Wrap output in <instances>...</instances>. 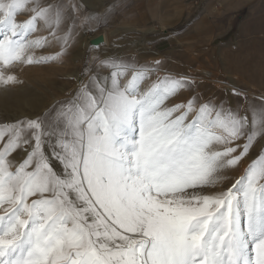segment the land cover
I'll return each instance as SVG.
<instances>
[{"label": "snow or ice", "instance_id": "1", "mask_svg": "<svg viewBox=\"0 0 264 264\" xmlns=\"http://www.w3.org/2000/svg\"><path fill=\"white\" fill-rule=\"evenodd\" d=\"M97 18L83 0H0V89ZM93 47L64 99L0 124V264H264V148L225 184L264 139V94Z\"/></svg>", "mask_w": 264, "mask_h": 264}, {"label": "rangeland", "instance_id": "2", "mask_svg": "<svg viewBox=\"0 0 264 264\" xmlns=\"http://www.w3.org/2000/svg\"><path fill=\"white\" fill-rule=\"evenodd\" d=\"M165 1L172 5L156 6ZM226 1L215 0L211 6H202L201 3L191 6L194 0H83L87 10L98 14V18L90 19L78 29L70 54L61 62L18 65L13 70L23 84L0 89V100H4L0 104V124L39 114L55 101L64 99L74 88V75L84 61L97 54V47L88 43L100 33L104 38L98 48L103 54L135 57L140 62L167 57L170 61L168 66L177 71L191 69L197 74L207 71L208 74L199 78L208 93L216 92L224 86L221 82H227L245 89L250 96L264 94V56L256 55H264V45L259 46L261 51L246 55V47L241 42L244 37L250 40L264 37V34L240 36V25L249 6H241L245 0L240 3L238 0ZM113 4L119 6L109 12V6ZM25 18V15L18 17L20 20ZM202 21L198 24L202 26L201 35L196 36L192 31L184 33ZM208 27L213 31H207L205 35L203 30ZM39 34L47 33L42 31ZM56 50L58 46L53 45L37 50V54H49ZM22 95L36 98V107H24L22 115L11 117L8 113L15 111L14 100ZM262 148L264 139H258L250 155L237 168L225 173L229 177L225 184L230 185ZM13 156L19 160L23 158V153L17 152Z\"/></svg>", "mask_w": 264, "mask_h": 264}, {"label": "crops", "instance_id": "3", "mask_svg": "<svg viewBox=\"0 0 264 264\" xmlns=\"http://www.w3.org/2000/svg\"><path fill=\"white\" fill-rule=\"evenodd\" d=\"M229 1V0H228ZM226 1V2H228ZM239 3L241 0H238ZM246 2L244 4H242L241 6H249V9L248 11L246 12L242 22H241V25H240V31H239V35L242 36V35H248V34H257V35H261L263 36L264 34V0H245ZM199 2V3H198ZM212 2H215V0H194V3H191L190 5L191 6H197L199 5L200 3L202 4V6H211ZM200 4V5H201ZM172 3L171 2H167L165 1L164 2H160L158 3L156 6H171ZM228 8V7H227ZM203 20V19H201ZM202 24V22H197L194 24V26L192 28H190V31H189V28L184 32V33H189L192 31V33H194V35L196 36H199L202 34V30H201V27L202 26H198V24ZM204 25V24H203ZM257 28V30H256ZM207 31H213V28L212 30L210 29V27L208 28H204L203 32L205 33V35L208 34ZM251 31V32H250ZM183 33V34H184ZM203 33V34H204ZM257 39V40H255ZM244 41H241L245 47H246V55H253L254 53L256 52H259L261 51L260 48L263 47L264 45V37H254V38H246L244 37L243 38ZM259 46H261L259 48ZM257 56H261L263 57L264 55H260V54H257Z\"/></svg>", "mask_w": 264, "mask_h": 264}, {"label": "bare ground", "instance_id": "4", "mask_svg": "<svg viewBox=\"0 0 264 264\" xmlns=\"http://www.w3.org/2000/svg\"><path fill=\"white\" fill-rule=\"evenodd\" d=\"M52 73L56 74L55 72H52ZM203 73L205 75L208 74L207 71H204ZM14 101H15V111L8 113V115H10L11 117H13V116L16 117L17 115H22L24 113V110H23L24 107H30V108L36 107V98H31L29 96L22 95L21 97L15 98ZM51 101H49V102H51ZM3 102H4V100H0V104Z\"/></svg>", "mask_w": 264, "mask_h": 264}, {"label": "water", "instance_id": "5", "mask_svg": "<svg viewBox=\"0 0 264 264\" xmlns=\"http://www.w3.org/2000/svg\"><path fill=\"white\" fill-rule=\"evenodd\" d=\"M100 34L92 37V39L89 40L88 44L98 46L100 43H102L103 42V37Z\"/></svg>", "mask_w": 264, "mask_h": 264}]
</instances>
